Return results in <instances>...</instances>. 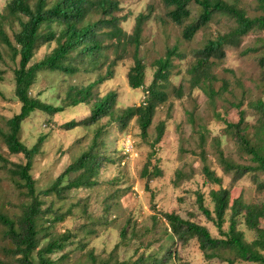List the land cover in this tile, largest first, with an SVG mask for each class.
Masks as SVG:
<instances>
[{"label":"rangeland","instance_id":"1","mask_svg":"<svg viewBox=\"0 0 264 264\" xmlns=\"http://www.w3.org/2000/svg\"><path fill=\"white\" fill-rule=\"evenodd\" d=\"M8 1L0 0V27L13 40L18 23L6 11ZM119 1L121 9L118 13L125 17L120 24L127 32H131L138 13L149 15L143 24L139 45V54L145 64L144 87L152 79L153 61L164 56L166 49L175 45L182 58L172 57L173 66L166 88L168 98L156 108L146 136L140 134L135 117L125 126L109 121L108 117L72 129L62 126L70 119L88 116L96 96L108 91L116 92L115 109L141 102L144 87L131 88L126 78L132 64V45L128 46L125 57L116 62L112 78L97 84L93 89L94 96L86 104L68 106L66 89L68 85H86L103 74L106 70L103 58L101 66L87 69L81 66L82 69L74 74L51 70L37 73L30 94L47 104L63 107L62 111L53 113L34 110L20 123L19 139L27 147L42 139L30 170L37 192L49 188L57 175L89 148L97 126L106 127L102 130L103 144L98 148L101 165L96 184L64 189L61 193L39 194L42 207L52 212L37 217L39 246L62 233L68 235L65 246L50 254L54 264H93V259L96 263L109 259L108 263L112 264L132 260L143 251L157 255L162 259L161 264H228V257L233 264H258L234 257L232 250L225 248L219 250V257L205 259L195 238L182 242L172 236L163 213L174 212L205 225L212 236L222 237L197 205L196 198L200 193L204 205L212 210L209 192L219 188L218 184L206 179L203 165L221 177V185L229 189L230 202L240 197L245 203L264 204V171L246 172L233 180V173L224 171L218 152L221 150L225 159L233 164H255L251 155L241 148L235 129L225 128L223 119L236 123L240 109L244 111L240 127L246 138L252 145L260 140L264 144V121L262 123L250 105L256 99L264 102V75L259 64L260 58L264 57V29L248 32L237 45L224 46V57L214 60L212 65L216 76L212 87L218 92L210 98L203 88L190 86L189 69L195 60L193 51L207 38L232 29L235 26L233 19L216 13L206 27L198 30L191 40H185L181 35L182 26L170 20L168 8L161 0ZM238 5L248 15L260 13L255 0H239ZM189 7L191 19H194L199 7L193 3ZM92 16L96 18L95 14ZM55 45L54 40L43 42L30 63L40 60ZM106 52L113 56L110 49ZM18 60L19 56L0 40V131H7V120L20 109L14 94L13 72ZM178 87L182 89L181 95L175 91ZM160 121H164L163 135L153 147L156 125ZM129 142L133 149L126 151ZM151 149L155 152L149 159ZM0 154L7 159V162L0 160V212L14 217L20 214L22 203L28 198L18 186L20 180L10 174L8 167L13 162L24 163L25 160L22 153H11L1 136ZM145 164L149 175L143 174ZM154 165L160 169L159 175H153ZM75 175L76 172L65 175L61 185ZM54 213L56 217L63 215L64 218L49 225L47 219ZM230 215L227 210L222 224L224 231L228 228ZM259 226L264 228V216L259 219ZM123 228L125 230L120 234ZM236 228L247 242L256 237V231L244 221V211L236 216ZM4 234L5 227L0 224V258L17 264L5 253V248L10 245ZM262 252L264 254V250Z\"/></svg>","mask_w":264,"mask_h":264},{"label":"trees","instance_id":"2","mask_svg":"<svg viewBox=\"0 0 264 264\" xmlns=\"http://www.w3.org/2000/svg\"><path fill=\"white\" fill-rule=\"evenodd\" d=\"M168 8L167 15L170 20L181 25V35L185 40H191L196 32L208 25L213 15L220 13L233 19L235 26L227 32L217 34L213 38H207L201 47L194 49V63L189 69L190 86L201 87L207 96L213 98L217 94L212 84L216 79L212 72L214 60L224 57V46L227 44L237 45L242 36L253 30L264 29V0H255V7L259 14L248 15L238 5L239 0L228 2L227 0H161ZM193 3L199 7L194 19H191L189 5ZM119 0H9L6 4V11L13 15L18 23V30L13 33L12 39L2 27H0V40L13 50L14 55L19 56L14 72V94L20 103L18 113L13 114L7 120V131H0V136L11 153H22L24 163H12L8 171L20 182L18 186L25 191L27 200L22 203L20 214L11 217L0 212V224L5 227L4 236L8 239L9 245L5 253L11 256L17 264H54L50 254L61 250L65 246L68 235L62 233L56 238H50L45 244L39 246V228L37 217L52 212L42 207L43 201L39 194L49 195L52 192L61 193L64 189L91 187L96 184L101 158L99 146L103 125L96 127L92 136V143L88 149L81 154L54 179L52 185L44 190L36 191L34 179L30 173L33 165V157L38 152L41 140L31 147H27L19 139L20 123L34 110H42L49 113L60 112L63 107L60 105L47 104L30 94L37 73L41 70H51L74 74L82 69L101 66L100 62L106 65V70L93 81L83 86L68 85L66 89L70 105L79 103L86 104L94 96L93 89L97 84L112 78L113 67L118 60L125 57L129 45H132V64L126 72L127 84L131 88L144 87L145 64L139 54L141 44V31L144 22L149 18L148 13L140 12L136 15L131 32L123 29L120 21L124 15H120ZM93 14L96 18H92ZM56 26V27H55ZM54 40L56 45L46 52L43 57L30 63L34 52L43 43ZM111 50L112 57L106 52ZM181 54L177 52L175 45L166 49L164 56L153 61L155 67L152 79L144 87L145 98L142 103L115 109L116 92L108 91L104 95L96 96L90 107L88 116L82 119H70L63 123L65 129H72L78 125L96 122L101 117H108L109 121H116L118 125L125 126L127 122L135 117L140 134L146 136L147 129L155 114L156 108L168 98L167 82L173 66L172 57ZM260 67L264 75V57L260 58ZM181 88L175 91L181 95ZM1 94V91H0ZM251 107L258 113L260 120L264 121V102L256 99L250 103ZM239 107V105H238ZM239 119L236 123L225 119V128H234L241 148L255 162L254 165L231 163L219 150V160L224 171L233 173V180L240 178L246 172L256 170L264 171V144L260 140L258 144L252 145L242 132L240 124L243 122V110H239ZM164 121L156 125V135L152 146L158 143L163 135ZM261 139V137H259ZM155 150L151 149L149 159L154 155ZM0 160L7 162V159L0 154ZM147 164V163H146ZM146 164L143 167V174L149 175ZM203 174L212 183L218 184V189H211L210 196L213 201V209L209 210L203 202V195L197 194V205L201 213L218 228L222 237H214L205 225L196 223L190 219H184L174 212H164L172 236L186 242L189 238H195L199 249L205 259L219 257V250L222 248L231 249L234 257L242 260L264 264V228L259 226V219L264 216V204L245 203L240 197L230 202L229 189L221 185V177L203 165ZM76 172L65 185H61L65 175ZM160 169L154 165L153 175H159ZM230 210L231 215L226 231L222 229L225 220V213ZM244 211L246 225L256 231V237L247 242L244 240L241 231L236 228V216ZM60 216V217H59ZM54 215L47 219L49 225L64 218L63 215ZM124 228L120 234L124 232ZM35 251V256H33ZM170 256V251L168 250ZM6 254V255H7ZM109 259L93 264H109ZM228 264L233 260L226 258ZM162 259L153 253H140L132 260H122L112 264H161ZM0 264H10L0 258Z\"/></svg>","mask_w":264,"mask_h":264},{"label":"built area","instance_id":"3","mask_svg":"<svg viewBox=\"0 0 264 264\" xmlns=\"http://www.w3.org/2000/svg\"><path fill=\"white\" fill-rule=\"evenodd\" d=\"M129 147V148H128ZM133 147H132V143L131 142H129L128 144H127V147H126V151H129V150H131Z\"/></svg>","mask_w":264,"mask_h":264},{"label":"clouds","instance_id":"4","mask_svg":"<svg viewBox=\"0 0 264 264\" xmlns=\"http://www.w3.org/2000/svg\"><path fill=\"white\" fill-rule=\"evenodd\" d=\"M145 91H144V94H143V98H142V100H141V102L140 103H142L143 102V100H144V98H145ZM132 147H133V145H132ZM133 149V148H132Z\"/></svg>","mask_w":264,"mask_h":264}]
</instances>
